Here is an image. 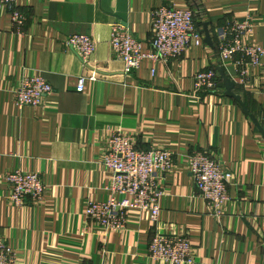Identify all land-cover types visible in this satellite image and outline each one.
I'll use <instances>...</instances> for the list:
<instances>
[{"label":"crops","instance_id":"0c3cea01","mask_svg":"<svg viewBox=\"0 0 264 264\" xmlns=\"http://www.w3.org/2000/svg\"><path fill=\"white\" fill-rule=\"evenodd\" d=\"M18 7L26 16L21 32L0 8V237L17 264H169L149 256L157 234L188 236L193 264H264V137L226 96L219 75L222 69L235 83L233 93L264 129V57L243 77L221 60L217 38L219 28L251 17L247 41L264 46V0H19ZM162 7L196 10L201 46L168 63L145 59L126 74L112 52L113 27L123 24L150 53L152 14ZM74 35L97 42L88 62L66 44ZM204 70L217 72L219 89L196 91L194 77ZM25 75L53 88L40 107L21 108L13 99ZM114 131L133 134L141 149L173 154L161 179L159 222L130 210L127 227L115 234L85 216L89 201L109 198L112 174L103 157ZM196 152L233 173L220 214L199 197L189 172ZM15 169L40 174L47 186L41 202L18 207L8 199L4 178Z\"/></svg>","mask_w":264,"mask_h":264},{"label":"built area","instance_id":"2783aa9c","mask_svg":"<svg viewBox=\"0 0 264 264\" xmlns=\"http://www.w3.org/2000/svg\"><path fill=\"white\" fill-rule=\"evenodd\" d=\"M19 0H0V8L8 11L14 28L19 32L25 27L26 16L18 7ZM194 10L162 7L154 10L151 24V51L144 53L137 36L123 24L113 27L111 48L115 58L125 64V73H136L145 59L168 63L179 59L196 44L201 46L203 32L197 24ZM254 20L248 17L236 20L217 31L221 60L234 64L243 77L247 69L263 66L264 46L247 41L254 28ZM68 47L84 62L95 54L97 42L86 35H74L66 40ZM196 91L208 92L219 89V75L212 70L198 72L194 77ZM85 90V79L78 82L77 92ZM53 92L47 80L38 75H25L17 80L12 95L17 106L40 107ZM104 166L112 174L107 188L109 198L105 201L91 200L85 209L87 220L110 233L122 232L128 224V212H145L152 224L161 218L162 200L166 189L162 176L173 167V154L164 149L150 150L138 147L133 134L114 131L105 141ZM189 172L199 192V197L217 214L230 200L229 187L233 173L209 154L196 152L189 159ZM8 186V199L21 207L27 199L41 202L46 184L40 174L15 169L4 178ZM152 259L169 264H193L194 249L185 235L157 234L148 246ZM0 264H17V254L0 237Z\"/></svg>","mask_w":264,"mask_h":264},{"label":"water","instance_id":"95a60500","mask_svg":"<svg viewBox=\"0 0 264 264\" xmlns=\"http://www.w3.org/2000/svg\"><path fill=\"white\" fill-rule=\"evenodd\" d=\"M205 34H206V42L207 43H211V38H210V34L207 30V27L205 28ZM219 75L221 76L223 83L225 85L226 88V96L236 100L244 109V111L246 112V114L252 119V121L255 123V125L257 126L258 130L260 131L261 135L264 137V129L263 127L259 124V122L257 121V119L251 115L249 113V111L247 110L246 106L244 105L242 98L240 96H237L233 93V90L235 88V83L231 82V80L225 75L224 71L222 69H219Z\"/></svg>","mask_w":264,"mask_h":264},{"label":"trees","instance_id":"16d2710c","mask_svg":"<svg viewBox=\"0 0 264 264\" xmlns=\"http://www.w3.org/2000/svg\"><path fill=\"white\" fill-rule=\"evenodd\" d=\"M197 7H198V4H197ZM196 12V10H194ZM197 13V12H196Z\"/></svg>","mask_w":264,"mask_h":264}]
</instances>
